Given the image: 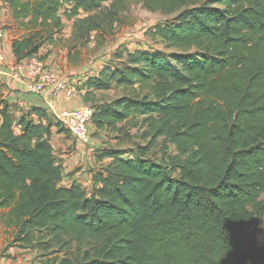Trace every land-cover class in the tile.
Masks as SVG:
<instances>
[{"label": "trees", "instance_id": "1", "mask_svg": "<svg viewBox=\"0 0 264 264\" xmlns=\"http://www.w3.org/2000/svg\"><path fill=\"white\" fill-rule=\"evenodd\" d=\"M125 1L9 0L26 31L13 41L17 60L54 41L64 17L77 18L84 38L107 33ZM141 1L174 15L150 33L177 51L118 52L120 63L85 83L123 88L94 105L92 124L140 122L152 140L175 145L176 163L118 148L92 189L64 185L51 138L53 127L66 128L45 109L10 103L0 83V210L15 230L10 245L33 248L46 237L69 251L62 264H264L255 231L264 218V0Z\"/></svg>", "mask_w": 264, "mask_h": 264}, {"label": "crops", "instance_id": "2", "mask_svg": "<svg viewBox=\"0 0 264 264\" xmlns=\"http://www.w3.org/2000/svg\"><path fill=\"white\" fill-rule=\"evenodd\" d=\"M66 18H63L65 23ZM25 32L20 22L15 19L9 0H0V34H3L0 36V54L5 57L4 61L0 60V83L3 85L5 98L23 109L32 107L45 109L58 120V115L62 111L87 105L89 101L85 99V94L87 92L92 94L94 88H88L85 83L90 77L95 76V72L92 66H88V71L86 65L73 67L75 62L69 55V51L58 53L56 48L58 37L70 35L64 34V29L61 33L56 34L54 41L45 42L40 47L39 54L45 58L48 64L69 78L71 83L69 89L58 94H54L51 89L40 93L30 92L28 80L17 78L14 75L17 56L14 52L13 41ZM91 128L92 142L85 143L75 138L69 131H58L57 127H53L51 143L55 155L63 163L62 183L64 185L71 186L79 183L86 189H92L95 184V174L99 170H103L113 160L110 154L111 150L124 148L109 145L113 138L107 134L112 128H98L94 124L91 125ZM4 211L0 210V213L5 214ZM4 230L5 227L0 229V232ZM2 242L0 243V264H34L35 255H32L31 248L10 246L6 249L7 243Z\"/></svg>", "mask_w": 264, "mask_h": 264}, {"label": "rangeland", "instance_id": "3", "mask_svg": "<svg viewBox=\"0 0 264 264\" xmlns=\"http://www.w3.org/2000/svg\"><path fill=\"white\" fill-rule=\"evenodd\" d=\"M109 5L110 2H105L96 11H106ZM64 9H62V13H64ZM87 15L88 13L81 12L79 17ZM119 16V21H116L107 33L95 30L91 32L89 37H86L87 39L80 35L79 28H75L77 18H66L64 34L70 35L68 37L63 35L58 37L56 42L58 53L61 54L62 51L66 50L69 51V55L75 62L73 67L86 65L88 71V66H92L95 76H97L100 73L99 68L102 70L107 64L116 65L118 62L120 63L115 58L118 52H123L124 56H126L127 52L137 49L162 50L165 53L177 51L176 49L166 48L164 44L154 39L150 33L151 28L157 24L165 23L169 19H172L174 15L151 11L144 7L141 0H126ZM122 93V87L94 88L87 105L94 107L96 104L111 101ZM57 122L59 127H61V122L59 120ZM65 131L68 130L65 129ZM107 135L113 138V141H110L109 144L112 147L130 148L134 153H140L143 151L142 149H146V155L157 161L169 166H173L176 163L174 162L175 159H172L173 156L177 157L175 145L172 142L166 141L164 136L152 140L147 127L142 126L140 122L137 125L131 122H127L126 124L120 123L116 129L109 130ZM180 159L183 158L181 157L178 160ZM174 174L178 175V171H174ZM5 214L0 213V229L5 227V230L0 232V243L5 241V244L7 243L6 249H8L14 238L15 230L13 227L6 225ZM255 231L258 250L264 254V218ZM40 242V245L31 248L33 251L32 255H35L34 264H62L63 260L69 255L68 250H59L57 245H50L46 237L40 239ZM75 249L76 245L73 244L72 250Z\"/></svg>", "mask_w": 264, "mask_h": 264}, {"label": "built area", "instance_id": "4", "mask_svg": "<svg viewBox=\"0 0 264 264\" xmlns=\"http://www.w3.org/2000/svg\"><path fill=\"white\" fill-rule=\"evenodd\" d=\"M3 36V34H0ZM0 60H5L0 54ZM14 75L20 79L28 80V90L40 93L51 89L54 94L70 88L69 78L65 77L59 70L48 64L39 53L26 56L15 62ZM95 108L84 105L62 111L59 121L78 140L91 142V124Z\"/></svg>", "mask_w": 264, "mask_h": 264}]
</instances>
